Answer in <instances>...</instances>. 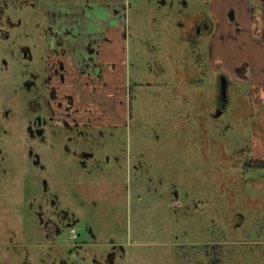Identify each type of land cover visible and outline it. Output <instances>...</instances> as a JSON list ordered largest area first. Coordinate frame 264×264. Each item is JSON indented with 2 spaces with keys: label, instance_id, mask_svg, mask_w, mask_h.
<instances>
[{
  "label": "rangeland",
  "instance_id": "obj_1",
  "mask_svg": "<svg viewBox=\"0 0 264 264\" xmlns=\"http://www.w3.org/2000/svg\"><path fill=\"white\" fill-rule=\"evenodd\" d=\"M51 1L0 0V264H264V168L246 165L264 159L261 143L227 114L211 116L213 71L196 77L190 69L176 78V69L191 65L183 57L189 46L178 37L179 11L207 6L127 0L126 86L134 89L127 169L124 161L115 167L112 148L102 143L96 154L105 161L84 167L62 142L30 134L34 119L55 106ZM247 17L252 32L264 31L259 19ZM141 55L149 60L151 86L139 95L133 65ZM236 86L231 94L250 91L242 81ZM260 91L264 82L253 88L255 104ZM46 198L67 211L60 224L50 220L62 229L64 238L55 236L60 247L47 244L37 216ZM236 214L243 217L239 226L232 224Z\"/></svg>",
  "mask_w": 264,
  "mask_h": 264
},
{
  "label": "flooded vegetation",
  "instance_id": "obj_2",
  "mask_svg": "<svg viewBox=\"0 0 264 264\" xmlns=\"http://www.w3.org/2000/svg\"><path fill=\"white\" fill-rule=\"evenodd\" d=\"M34 1L29 0L32 6ZM200 1L207 6V11H179L176 23L178 37L189 46V52H186L183 57L185 60L190 58L191 65H186L185 62L184 70L176 69V78L183 77L185 74L188 77L190 69L192 76L196 77L205 75L207 70L213 71L217 77L211 99L213 107L211 116L217 119L227 114L232 120L250 128L252 133L257 135L259 132L255 123L256 107L253 99L247 97L242 91L230 93L232 88L237 89L236 84L241 83L245 66L236 67L230 73L222 68V62L211 61L209 57L211 43L220 28V22L211 11L213 0ZM237 1L238 7L233 2L227 1L228 7L224 12L227 28L234 29L232 33L227 34L233 42L236 40V33L240 30L236 26L239 24V19L235 9L244 10L247 16L252 15L251 18L255 22L259 19L258 22L264 26V0ZM184 5L188 6L187 3ZM130 6L127 0H96V2L56 0L48 5L47 24L55 33L52 41L49 39L47 43L50 57L53 59L50 84L55 83L51 93L55 106L47 109L45 117H36L32 128L28 129L33 136L36 134L40 142H45L46 138L56 143L62 142L64 150L68 151L73 159L81 161L84 167L87 162L92 163L93 166H99V163L105 161L106 155L101 157L100 154H96L99 151L97 144L99 142L105 147L112 148L107 152L113 153L116 165L118 163L116 168H120L119 164L123 161L127 169L131 168L129 164L132 156L124 146V140L130 136L128 125L133 114L134 89L132 86H129L130 88L126 86L132 64L126 54L124 43L128 39L127 11ZM0 14L1 29L2 9ZM247 16L250 38L253 42L263 40L264 31L252 32L254 24ZM148 62L149 60L141 55L133 65V68L139 72L134 82L132 80L139 95L147 93L151 86ZM157 67V72L162 71L160 66ZM230 75H233V80ZM193 79H195L193 82H196L198 78ZM224 80L227 83L226 95L222 96L221 82ZM195 89L197 92L196 86ZM219 110L222 112L221 115L214 117ZM239 115H244L245 119L236 121ZM104 130L109 132L105 134ZM105 135H109L110 139L103 140L102 137ZM69 142L73 143V146H70L71 150L68 149ZM249 164L250 162L246 165ZM173 203H178L176 197ZM66 215L67 211L63 203L56 204L51 200L49 202L46 198L45 203L39 205L37 216L47 244L61 246L55 243V236L64 238L62 229L50 220L53 218L60 224ZM242 221L243 217L236 214L232 224L239 226ZM71 231L74 233L71 239L74 240L77 236L73 229L70 233Z\"/></svg>",
  "mask_w": 264,
  "mask_h": 264
},
{
  "label": "crops",
  "instance_id": "obj_3",
  "mask_svg": "<svg viewBox=\"0 0 264 264\" xmlns=\"http://www.w3.org/2000/svg\"><path fill=\"white\" fill-rule=\"evenodd\" d=\"M218 1V4H216L215 0H213L211 4V11L216 16L217 21L220 22V28L212 40L209 57L213 63L222 62V68L230 73H232L234 68L244 65L245 70L241 80L245 84H250V91L243 93L253 99L251 94L255 84L264 82V41H252L249 35L250 25L246 18V12L240 9H235L239 19V24L236 26L240 30L236 33V40L234 42L231 41L232 39L227 34L229 32L232 33L234 29L227 28L224 16L225 9L228 7L227 1L229 0H225L223 4L220 0ZM230 2H233V0ZM259 94L261 102L255 104V107L260 106L261 110H254L255 123L259 133L255 136L261 143V154L264 156V91H260ZM257 100L258 97L255 96L253 101ZM246 114L248 115V113ZM244 115L236 117V121L245 119ZM256 162H264V159L253 158L248 167H256Z\"/></svg>",
  "mask_w": 264,
  "mask_h": 264
},
{
  "label": "water",
  "instance_id": "obj_4",
  "mask_svg": "<svg viewBox=\"0 0 264 264\" xmlns=\"http://www.w3.org/2000/svg\"><path fill=\"white\" fill-rule=\"evenodd\" d=\"M226 86H227V83H226V80H224L223 82H221V87H222V96L224 95H226V91H225V88H226ZM221 110H219V111H217L216 113H215V115H214V117H218V116H220L221 115Z\"/></svg>",
  "mask_w": 264,
  "mask_h": 264
},
{
  "label": "trees",
  "instance_id": "obj_5",
  "mask_svg": "<svg viewBox=\"0 0 264 264\" xmlns=\"http://www.w3.org/2000/svg\"><path fill=\"white\" fill-rule=\"evenodd\" d=\"M0 21H1V14H0ZM255 166L258 168H264V162H256Z\"/></svg>",
  "mask_w": 264,
  "mask_h": 264
},
{
  "label": "built area",
  "instance_id": "obj_6",
  "mask_svg": "<svg viewBox=\"0 0 264 264\" xmlns=\"http://www.w3.org/2000/svg\"><path fill=\"white\" fill-rule=\"evenodd\" d=\"M71 234H72V236L74 237V235H73V234H74L73 231H71Z\"/></svg>",
  "mask_w": 264,
  "mask_h": 264
}]
</instances>
